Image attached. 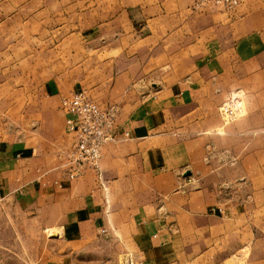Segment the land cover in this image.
I'll return each mask as SVG.
<instances>
[{"label":"crops","instance_id":"0c3cea01","mask_svg":"<svg viewBox=\"0 0 264 264\" xmlns=\"http://www.w3.org/2000/svg\"><path fill=\"white\" fill-rule=\"evenodd\" d=\"M97 2L113 11L86 33L33 18L59 34L18 83L33 97L0 112V198L40 217V263L264 264V4ZM78 89L115 104L127 131L101 148L97 180L56 167L71 140L59 100ZM232 94L241 114L222 125L216 106Z\"/></svg>","mask_w":264,"mask_h":264},{"label":"rangeland","instance_id":"374dc122","mask_svg":"<svg viewBox=\"0 0 264 264\" xmlns=\"http://www.w3.org/2000/svg\"><path fill=\"white\" fill-rule=\"evenodd\" d=\"M3 1L4 6L0 7V112L13 114L12 107L19 106L23 99L33 97L32 88L21 87L18 83L32 80L34 52L37 51V60L40 59L42 63L43 54L53 46L59 34L55 32L59 25L34 23L33 18L42 17L48 21L49 18L66 16L71 20L62 25L67 27L64 30L86 33L92 30L93 23L107 17L113 8L111 3L101 6L97 0H83L82 3V0ZM66 1L72 7H66ZM259 1L264 4V0ZM86 4L87 8L81 7ZM83 18L86 21L80 23ZM48 238L50 235L42 228L41 219L32 212V208H24L10 199L0 198V264H41L47 260ZM239 253L244 255V251ZM124 262L122 258L119 264ZM224 264H243V258L231 256Z\"/></svg>","mask_w":264,"mask_h":264},{"label":"built area","instance_id":"2783aa9c","mask_svg":"<svg viewBox=\"0 0 264 264\" xmlns=\"http://www.w3.org/2000/svg\"><path fill=\"white\" fill-rule=\"evenodd\" d=\"M194 9H233L240 0H189ZM59 107L64 113V125L70 135L68 146L55 153L56 167L64 170L67 180L77 178L84 169H90L98 179L101 148L124 139L127 131L114 130L117 107L115 104L99 105L84 89L61 96ZM221 124L230 123L241 114L239 98L232 94L217 105ZM100 228V232H104Z\"/></svg>","mask_w":264,"mask_h":264},{"label":"water","instance_id":"95a60500","mask_svg":"<svg viewBox=\"0 0 264 264\" xmlns=\"http://www.w3.org/2000/svg\"><path fill=\"white\" fill-rule=\"evenodd\" d=\"M185 174H187V172Z\"/></svg>","mask_w":264,"mask_h":264}]
</instances>
